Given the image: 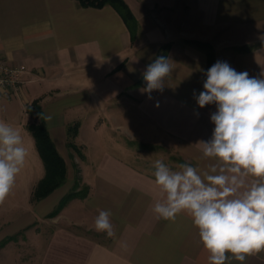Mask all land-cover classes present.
I'll list each match as a JSON object with an SVG mask.
<instances>
[{
	"label": "crops",
	"instance_id": "0c3cea01",
	"mask_svg": "<svg viewBox=\"0 0 264 264\" xmlns=\"http://www.w3.org/2000/svg\"><path fill=\"white\" fill-rule=\"evenodd\" d=\"M136 21L132 40L110 6L81 8L73 0H0V58L24 66L22 85L0 95V120L21 130L29 156L11 195L0 205V264H209L191 219H157L161 192L154 162L134 150L166 149L199 171L211 160L199 141L211 139L215 104L200 108L208 54L250 77L264 73V0H122ZM169 45L173 71L162 92L144 91V72ZM251 47L247 51L241 48ZM37 102L50 139L66 164V182L32 201L45 170L27 127ZM158 105V106H157ZM77 127L68 134V128ZM72 145V146H70ZM76 176L88 188L48 217ZM111 211L116 235L97 232L94 220ZM10 255L13 261L6 260ZM22 256V255H21ZM231 264H241L232 260ZM246 264H264V252Z\"/></svg>",
	"mask_w": 264,
	"mask_h": 264
},
{
	"label": "clouds",
	"instance_id": "9594fccd",
	"mask_svg": "<svg viewBox=\"0 0 264 264\" xmlns=\"http://www.w3.org/2000/svg\"><path fill=\"white\" fill-rule=\"evenodd\" d=\"M264 40V37L261 38ZM172 62L158 57L147 66L145 92H162ZM204 91L194 97L200 108L215 104L211 139L199 141L206 171L190 163L170 168L154 161V183L161 199L152 206L157 219L175 222L188 216L198 230L209 264H246L264 252V73L250 77L227 62L217 61L205 73ZM158 106V105H157ZM29 156L21 130L0 120V205L11 195ZM111 211L94 220L97 232L116 235Z\"/></svg>",
	"mask_w": 264,
	"mask_h": 264
},
{
	"label": "trees",
	"instance_id": "16d2710c",
	"mask_svg": "<svg viewBox=\"0 0 264 264\" xmlns=\"http://www.w3.org/2000/svg\"><path fill=\"white\" fill-rule=\"evenodd\" d=\"M81 8H102L104 6L112 7L122 18L125 25L128 27L132 40L135 38L137 26L136 21L133 19L130 11L123 3L122 0H73ZM202 49H204L208 54V68H210L215 63L214 51L213 48L207 43L195 42ZM251 47L238 49L239 51H247ZM169 49V45H164L161 48L159 57H166ZM27 112L31 115L39 118L38 124H30L27 129L34 138L35 146L38 151V154L44 165V176L38 182L36 187L32 192V201L41 200L56 189L62 187L66 182V164L63 158L60 156L56 148L54 147L50 136L48 134L47 128L43 121V113L41 107L37 102H33L27 107ZM76 126L68 128V134L72 130H76ZM73 132V131H72ZM72 146V145H70ZM80 179L76 176L74 185L72 189L62 198L58 206L53 210V212L48 217H53L58 214V212L63 208V206L71 199L77 197H84L88 192V188L85 187V191L82 190L76 191L80 187ZM75 189V190H74ZM13 238H6L0 243V247L3 246L7 241L12 240Z\"/></svg>",
	"mask_w": 264,
	"mask_h": 264
},
{
	"label": "rangeland",
	"instance_id": "374dc122",
	"mask_svg": "<svg viewBox=\"0 0 264 264\" xmlns=\"http://www.w3.org/2000/svg\"><path fill=\"white\" fill-rule=\"evenodd\" d=\"M134 150L135 152L137 153L138 155V159L139 160H149V161H152L154 162L155 160L157 159H160L162 160L165 164L169 165L170 163L174 164L176 163L177 161V158L174 156L173 153H171L170 151L166 150V149H161V148H146V147H143L141 145H134ZM80 188L77 189L76 191H79V190H82V192L85 191V186H79ZM75 190V189H74ZM24 248H19L17 247V250L19 251V263L18 264H27V255L25 254L26 250H22ZM23 251L25 253H23ZM28 251V250H27ZM22 255V256H21ZM12 257L10 255H7L6 256V260H9V261H13L11 259ZM8 262L6 261V264Z\"/></svg>",
	"mask_w": 264,
	"mask_h": 264
},
{
	"label": "built area",
	"instance_id": "2783aa9c",
	"mask_svg": "<svg viewBox=\"0 0 264 264\" xmlns=\"http://www.w3.org/2000/svg\"><path fill=\"white\" fill-rule=\"evenodd\" d=\"M25 73L24 66L11 65L0 58V95L6 93L12 96L19 91L23 83L22 75Z\"/></svg>",
	"mask_w": 264,
	"mask_h": 264
}]
</instances>
